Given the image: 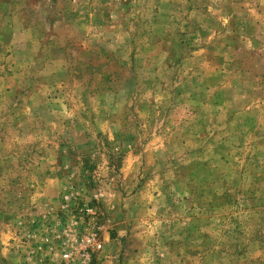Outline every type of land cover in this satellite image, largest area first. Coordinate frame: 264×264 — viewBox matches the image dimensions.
<instances>
[{
  "label": "rangeland",
  "instance_id": "1",
  "mask_svg": "<svg viewBox=\"0 0 264 264\" xmlns=\"http://www.w3.org/2000/svg\"><path fill=\"white\" fill-rule=\"evenodd\" d=\"M0 264H264V0H0Z\"/></svg>",
  "mask_w": 264,
  "mask_h": 264
},
{
  "label": "built area",
  "instance_id": "2",
  "mask_svg": "<svg viewBox=\"0 0 264 264\" xmlns=\"http://www.w3.org/2000/svg\"><path fill=\"white\" fill-rule=\"evenodd\" d=\"M86 216L94 214V208L92 206H86L83 208ZM64 258L70 259L72 257L71 251H67L63 254Z\"/></svg>",
  "mask_w": 264,
  "mask_h": 264
}]
</instances>
